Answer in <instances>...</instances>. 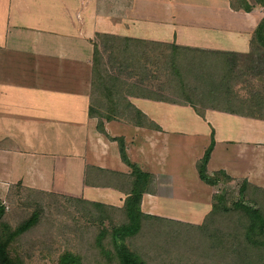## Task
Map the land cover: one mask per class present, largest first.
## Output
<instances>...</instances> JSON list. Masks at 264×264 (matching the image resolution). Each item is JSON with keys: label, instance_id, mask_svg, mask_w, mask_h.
I'll use <instances>...</instances> for the list:
<instances>
[{"label": "crops", "instance_id": "1", "mask_svg": "<svg viewBox=\"0 0 264 264\" xmlns=\"http://www.w3.org/2000/svg\"><path fill=\"white\" fill-rule=\"evenodd\" d=\"M219 1L0 0V130L20 132L8 137L13 148L23 143V139H18L19 135L24 136L22 131H34L29 142L42 148L44 156L41 157L47 163L43 165L45 182L40 184L52 185L51 182L56 180L54 191L58 193L89 196L88 199L117 207L123 205L126 193L122 177L130 174L131 167L122 160L118 141L98 129V121L102 120L104 129L111 136L124 138L130 161L154 175L153 191L144 193L142 202L145 196H149V201H155L157 195L165 191L160 178L166 181L167 176L162 173L163 158L160 156L165 154V149L172 152L175 140L179 155L189 154L194 160L188 174L182 169L185 179L196 177L202 184L196 163L213 136L215 145L207 164L208 173L224 169L232 177L240 169L245 174L255 171V178L251 180L259 185L262 177L261 185H264L263 119L257 124L254 138L250 139L246 121H243L249 117L211 108L205 109L204 116H201L188 102L156 100L139 94L137 90L132 95L127 93L124 98L117 91L115 99L120 103L111 114L118 112V116L109 120L93 117L90 115L92 58L87 89L81 86L84 61L88 60L89 49L93 57L92 40L98 33L135 40L143 46L142 53L147 51L144 46L163 41L169 44L165 47L170 48V53L175 51V58H179L182 51L199 49L205 57L244 51L248 46L241 45L243 32L224 33L211 29L215 25L212 21L218 16L217 6L221 13L232 14L237 20L240 18L239 14L235 16L238 11L229 2L226 4L221 0V5ZM84 2H90L91 9L88 4L85 7ZM241 17L246 18L243 14ZM190 65L195 64L190 62ZM100 99L97 97V110L109 113L108 108L100 105ZM133 107L158 124L160 129L133 122ZM121 112L129 115L123 117ZM72 116L75 120L70 122ZM74 131L78 142L66 134ZM7 136L1 134L0 139L5 140ZM153 145L163 148V152H155ZM145 149L147 152H143ZM250 151L255 153L254 158L241 168V157ZM88 171L95 173L97 183H86ZM36 180L40 182V179ZM188 184L187 181V188ZM188 191V195L196 194L190 188ZM185 193L187 195V191Z\"/></svg>", "mask_w": 264, "mask_h": 264}, {"label": "rangeland", "instance_id": "2", "mask_svg": "<svg viewBox=\"0 0 264 264\" xmlns=\"http://www.w3.org/2000/svg\"><path fill=\"white\" fill-rule=\"evenodd\" d=\"M224 1L226 4L227 2L230 4V0ZM248 1L254 6L252 12L243 13V9L237 10L238 13L234 14L235 16L239 14L238 17L240 18L238 20L232 14L221 13L222 10L218 9L217 6L216 14L218 16L216 20L212 21L215 25L211 28L222 32H243L244 40L241 45L242 47L247 45L248 48L246 47L247 49L245 48L242 52H234L232 55H209L207 57L203 56L200 49L194 52L182 51L179 58L174 57L175 51L172 50L174 53L173 57L184 80L195 81L201 78L211 80L220 78L231 79L237 83L236 88L244 97H249L258 90L264 93V48L258 43L252 42L253 31L256 23L263 17L264 6L257 5L255 0ZM219 2L223 5L221 0ZM87 4V2H84L85 7ZM88 5L91 9L90 2ZM88 7L87 9H89ZM241 14L246 16L247 19L241 17ZM187 37L188 35L185 34V38ZM96 40L97 37L94 35L92 42ZM122 40V48L119 52L114 50L116 51L115 55L114 52L103 50V47L100 46L104 58L109 65V71L112 74H116L120 80V84L123 85L124 89L122 88L123 91L119 93L121 98H124L127 93L132 95L133 93L129 91L133 88L131 91L137 90V92H140L139 94L147 96L148 93L154 96L155 94H162L165 99L169 100L166 102L174 100L181 102L184 97L181 94L180 85H178L179 81L174 75L170 74V68L166 67L165 61L170 58V48L165 46H169V44L163 41H153V43L151 42L144 46L147 51H144L143 54L141 52L143 46L135 43V40H124V38ZM156 42L158 44H154ZM233 42L234 40L228 43ZM135 44L137 45L135 46ZM138 46L139 49L136 48ZM151 47L153 49H150ZM157 48L160 50H157ZM87 53L88 60L84 61V79L81 84L84 90L87 89L90 79V63L91 58L93 59L91 57V49ZM147 55L152 57H148ZM150 58L156 62H153L154 60ZM127 60L129 62L133 61L134 65L137 63V66L133 64L129 67L123 64L122 67L118 66V63L120 65L121 61L126 64ZM190 62H193L195 65L191 66ZM189 85L193 86L196 84L191 82ZM193 101L198 108H202L204 105V102H200L199 97L194 96ZM205 102L209 105V101ZM74 120L75 116H72L69 121L73 122ZM260 120L259 118L252 117H249L248 120L247 118L243 120L246 121L245 124L249 130L250 139L254 138L253 134L258 131L257 124ZM4 127H7V125L5 124ZM22 132L24 136L21 135L20 137L19 135V138H17L23 139V143L18 148H13L9 144L8 137L11 134L15 135L20 132H14L11 129L0 130V135L2 134L4 137L8 135L7 139H0V200L6 207L5 213L0 220V239L2 238L1 240H3L6 234L14 230L35 209H38L43 211L39 224L9 245V251L12 256L19 257L27 264H58L59 255L65 249H71L82 253L86 264H104L94 243V237L100 228L110 229L112 220L115 221L114 217L119 218L116 216L115 208L117 206L111 203L91 200V198L88 199L89 196L84 198V196H76L77 194L74 193H58L54 191L56 180L51 182L52 185L48 183L40 184L41 181L45 182L43 178L46 174L43 171V165L47 163L44 157H41V155L44 156V151H42V148H36V146L31 145L32 142H29L32 140L31 136L34 131L24 130ZM56 134L59 135V132H56ZM66 134L72 135L73 140L78 142L76 137L77 132H66ZM54 136L55 134L53 133L52 137ZM60 139H63V137ZM175 143L176 140L174 141L171 153L168 149H165V154L160 156L163 158L162 173L167 176L166 181L164 178H160L161 187L165 191L157 195L155 201L152 200V202L149 201V196H145L141 206L146 213L171 218L184 223L200 224L211 209V197L213 192L217 191V186L202 185L204 182L202 181V184L199 183L196 177H186L185 179L182 175V169L187 170L186 174H188V168L191 167L194 160L189 154L181 157L182 153L179 155ZM162 149L160 146L155 147L153 145V150L157 153L163 152ZM249 149L251 148L249 147ZM145 150L143 152H147V149ZM48 153L49 151L46 152V155ZM254 156L255 153L251 151L244 154L240 160H243L241 168L249 165ZM40 158L44 160H40ZM20 163L25 164V167L20 165ZM243 171L240 169L237 173H233L230 186H233L235 189L234 195L237 197L239 191L244 188L245 179L249 181L253 189H248L249 192L246 193V197L252 195V191L255 192L254 187L259 188L262 195H264V185H261L263 183L261 182L263 180L261 179L262 177L259 179V185H257L253 182V179V181L251 180L255 175V171H250L247 174ZM36 178L38 181L40 179V182H37ZM187 181L188 185H190L188 187L196 193L195 195H188L189 188L186 185ZM168 184L170 185V189L167 187ZM185 191H187V195ZM93 197L95 199V196ZM260 206L264 210V203H261ZM245 221L244 215L241 212H236L224 220L222 218L216 224L221 228L230 230V237H232L233 242V237H235L233 232L237 234L238 237H235V239L242 247L244 244L249 245L241 236L244 232L243 224ZM172 227L169 229L173 230L172 232L170 231L171 233H169L168 226H165L159 234L154 233V236L151 233L152 231L157 232V230L151 229H156L157 227H145L140 235L133 238L131 241L132 245L141 251L151 264H264L263 259L260 261L259 253H248L250 257L249 262L246 255H243L242 261H239L234 252L229 251V254L222 252V249L219 248L211 249L210 245L212 246L213 244H210L205 238H201L196 232H192L189 237L178 235L179 229L187 230L185 229V225L181 226V224L174 223ZM175 232L177 233L175 234ZM163 235L168 236L166 238ZM217 245L219 246L218 243Z\"/></svg>", "mask_w": 264, "mask_h": 264}, {"label": "trees", "instance_id": "3", "mask_svg": "<svg viewBox=\"0 0 264 264\" xmlns=\"http://www.w3.org/2000/svg\"><path fill=\"white\" fill-rule=\"evenodd\" d=\"M255 1L257 5L264 6V0ZM230 5L234 10L243 9L246 12H250L254 8L248 0H230ZM96 37L97 40L92 42L94 45V51L92 59V104L90 105V115L98 117L99 119L105 117L109 120L118 116V112H116L117 110L115 111L116 113H111L113 112V108L120 103V100L115 99L118 95L117 91L120 93L124 88L123 85L120 84L117 75L114 73L112 74L109 71V65L104 58L100 46L103 47V50L114 52L115 55L116 51L119 52V50H121L123 40L121 37L103 33L96 34ZM252 42H256L264 48V14L254 28ZM173 56L174 53L171 51L169 60H166L165 62L166 67L170 68V74L174 75L179 81L178 85H180L181 94H183L184 97L181 102H188L193 105L198 114L204 116V110L206 108H212L232 114L264 120V93L258 90L255 94H251L249 97H244L238 92V89L236 88L237 83L231 79L220 78L211 80L201 78L196 79L195 81L184 80L181 71L175 62V56ZM130 62L127 60L125 64L121 61L119 66L122 67V64L126 65V67L132 66V64L134 65L133 61ZM153 62L156 61L154 60ZM134 66H137V63ZM191 82H194L196 85H189ZM131 90L129 91L127 89L130 93H134ZM148 96H151V98L156 100L169 101L165 99L162 94H155L154 96L148 93ZM194 96L199 97L201 100L200 102H204L202 108L197 107L196 103L193 101ZM97 97L98 99L101 98L100 101L102 103H100V105L104 106V108H108L107 111L110 114L97 110ZM205 101H209V105H207ZM170 102L177 101L174 100ZM133 109L134 114H131L132 118L135 117V119L132 120L133 122L141 126L145 124L151 128L160 129L158 124L150 120L138 108L135 109L133 107ZM120 115L127 117L129 114L121 112ZM98 129L104 132L110 139L118 141L121 158L131 167L130 174L123 175L122 177L126 198L121 207L115 208L116 216L119 218L114 217L113 219H115V221L112 220L111 228H100L94 237V243L101 256L102 263L151 264L145 258L143 253L132 245L131 241L133 238L140 235L145 227H157L156 229H151L157 230V232L152 231L151 235L154 236V233L159 234L165 226H168L169 230L174 223L186 226L185 229L187 230L184 231L179 229L178 235L189 237L192 232H196L201 238H205L210 244H213L212 246L210 245L211 249L219 248L222 249V252L229 254L230 252H234L239 261H242L243 255H246L248 257V262L250 261L248 253H259L260 261L263 259L264 262V210L262 206H260L261 203H264V195H262L259 188L254 187L255 192L252 191L253 194L246 197L245 195L249 192L248 189L251 188V184L245 179L244 188L239 191L238 196L236 197L234 195V187L230 186L232 177L224 169L208 173L207 164L215 145L213 136L210 144L205 149L203 156L197 161L196 167L200 179L208 185L217 186V191L212 194V206L210 211L205 215L204 220L200 224L195 225L144 212L141 206L143 195L146 192L151 193V191H153L154 175L151 172L144 171L137 163L130 161L126 152L124 138L122 136H111L104 129L102 120L98 121ZM100 171L103 172L102 169ZM91 174L88 171V174L86 175V183H97L96 181L98 179L93 175L95 173L91 172ZM250 190L253 189L251 188ZM5 210L6 207L0 200V220L5 213ZM236 212H241L246 220L243 224L244 232L241 236L249 245L244 244L242 247L235 239V237H238L237 234H234L233 232V235L235 236L233 237V242L232 237H230V230L221 228L216 224L218 221H221L222 218L224 220L226 217H230L231 214ZM42 215V210L35 209L14 230L6 234L3 240H1L2 238L0 239V264H27L19 257L11 255L9 245L18 237L38 225ZM170 231L172 232L173 230H169V233H171ZM176 233L177 232H175V234ZM167 236L163 235V237L166 238ZM58 264H86V262L82 253L75 252L71 249H65L59 255Z\"/></svg>", "mask_w": 264, "mask_h": 264}]
</instances>
